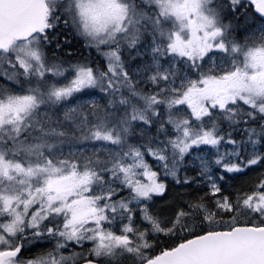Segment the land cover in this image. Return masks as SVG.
Returning <instances> with one entry per match:
<instances>
[{"label": "snow or ice", "instance_id": "6c2138e0", "mask_svg": "<svg viewBox=\"0 0 264 264\" xmlns=\"http://www.w3.org/2000/svg\"><path fill=\"white\" fill-rule=\"evenodd\" d=\"M0 264H264V0H0Z\"/></svg>", "mask_w": 264, "mask_h": 264}]
</instances>
